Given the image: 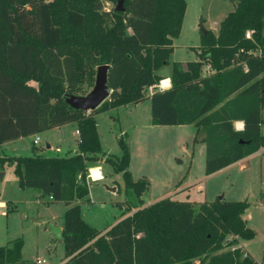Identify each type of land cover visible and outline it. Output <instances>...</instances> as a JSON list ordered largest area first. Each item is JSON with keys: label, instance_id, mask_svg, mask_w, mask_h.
<instances>
[{"label": "trees", "instance_id": "1", "mask_svg": "<svg viewBox=\"0 0 264 264\" xmlns=\"http://www.w3.org/2000/svg\"><path fill=\"white\" fill-rule=\"evenodd\" d=\"M117 1L0 0V144L67 123L77 132L68 155H43L32 145L30 155L0 157V167L12 166L20 188L64 205L62 264H256L236 247L237 238L255 234L243 218L247 200L163 197L141 206L148 182L131 178L121 136L119 155L104 162L120 172L133 210L104 232L81 218L87 163L104 155L99 112L147 97L151 124L195 127L194 140L205 144V175L264 147V0H230L234 8L217 32H200L196 58L172 62L170 86L149 96L144 90L162 78L156 70L168 62L186 1L121 0L115 11ZM104 2L113 6L105 10ZM100 64L107 65L108 97L91 111L69 107L65 97L85 94ZM20 247L19 239L0 246V264L17 262Z\"/></svg>", "mask_w": 264, "mask_h": 264}, {"label": "rangeland", "instance_id": "2", "mask_svg": "<svg viewBox=\"0 0 264 264\" xmlns=\"http://www.w3.org/2000/svg\"><path fill=\"white\" fill-rule=\"evenodd\" d=\"M111 6L110 2L103 3L105 10ZM233 8L234 3L230 0H186L180 33L172 40L175 45L173 53L156 74L169 76L173 59H193L196 53L191 46L199 45L201 26L216 33L217 24ZM147 99L144 97L135 106L121 105L96 115L95 129L104 155H99L97 162L87 163V168H99L102 179L88 181L89 200L79 204L82 219L104 232L121 215L133 210L124 202L120 172H115L104 162L107 155H119L117 138L121 136L128 149L127 169L131 178L148 182L147 190L141 195V206L163 197L196 202L217 197L226 201L246 199L248 207L244 217L255 234L249 239L237 238L236 247L247 251L257 264H264V150H260L262 156H252L245 169L240 170L236 165L230 171L204 181L205 144L194 140L195 127L192 124H151ZM262 129L264 131V125ZM73 131L67 124L7 141L0 144V157L30 155L32 145L44 148L45 144L51 146L47 155H68L76 148ZM34 136L38 137L37 144L31 142ZM0 172H4L0 175V246H9L15 239L21 241L20 258L12 264H34L36 259L41 264L65 262L63 242L49 230L50 226H61L64 205L47 202L48 197L39 196L36 189L20 188L11 165L4 164ZM199 184L202 190L198 191ZM128 200L134 204L132 198Z\"/></svg>", "mask_w": 264, "mask_h": 264}, {"label": "water", "instance_id": "3", "mask_svg": "<svg viewBox=\"0 0 264 264\" xmlns=\"http://www.w3.org/2000/svg\"><path fill=\"white\" fill-rule=\"evenodd\" d=\"M121 0H118L115 6V11H121ZM201 32L205 33L206 29L202 28ZM107 65L100 64L96 67V72L94 75V82L89 91H87L83 95H68L65 97V103L73 108L79 109L83 111H91L95 107H97L104 99L108 97L109 90L107 88ZM110 190H113L111 188ZM49 230L53 233L54 237L59 239L61 235L60 228L49 227Z\"/></svg>", "mask_w": 264, "mask_h": 264}, {"label": "crops", "instance_id": "4", "mask_svg": "<svg viewBox=\"0 0 264 264\" xmlns=\"http://www.w3.org/2000/svg\"><path fill=\"white\" fill-rule=\"evenodd\" d=\"M186 1V0H185ZM217 27H218V24H217ZM199 32H201V30L199 31ZM199 38H200V36H199ZM172 40H173V38H171V43H172V46H173V49H172V52L171 53H173V50H174V47H175V45L173 44V42H172ZM200 44V43H199ZM198 46L199 45H197V46H191V48L192 49H194L195 50V52H196V50H198L197 48H198ZM170 53V54H171ZM170 56V55H169ZM196 58V55H195V57L193 58V59H191V60H194ZM174 61H179V62H182V63H185V62H187V61H189V60H186V61H182V60H177V59H173V60H171L170 61V64L172 63V62H174ZM203 71H204V69H205V73H203V74H207V73H209L210 72V67H209V65L208 64H204V66H203ZM207 71V72H206ZM170 75V74H169ZM160 76V75H159ZM161 77V76H160ZM164 77H167V78H169V76H164ZM29 84L30 85H32V86H34V83L33 82H29ZM148 100V99H147ZM148 102H149V100H148ZM138 104V102L137 103H135V104H129V105H133V106H135V105H137ZM97 115V114H96ZM96 115H95V117H96ZM263 117H264V110H263ZM67 124H69V125H71L72 126V128L74 129V144L76 145V139H77V132H76V129H75V125L73 124V123H67ZM67 124H64V125H61V126H59V127H62V126H65V125H67ZM236 124L237 125H239V124H242L243 125V123L241 122V121H236L235 122V128H236ZM263 125H264V122H263V124L261 125V132H262V134L264 135V131H263ZM96 126H97V123H96ZM54 128H58V127H54ZM30 136H32V135H30ZM19 138H21V137H19ZM19 138H17V139H19ZM17 139H14V140H17ZM7 142V141H6ZM6 142H3V143H1V144H4V143H6ZM31 142H32V140H31ZM37 144V143H36ZM33 146H35V145H33ZM35 147H37V148H41L42 150L40 151V153L41 154H43V155H47L46 154V152L47 151H49L50 150V148H51V146L49 145V144H45V146H44V148L43 147H41V146H35ZM264 149V148H263ZM73 150V149H72ZM70 151V150H69ZM74 151H75V149H74ZM73 151V152H74ZM102 151V150H101ZM259 151L260 150H258L257 152H255V153H253V154H251V155H249V156H246V157H244V158H242V159H240V160H238V161H236V162H234V163H232V164H230V165H228V166H226V167H224V168H222V169H220V170H218V171H216V172H214V173H212V174H210V175H206L205 177H204V181H208L209 179H211V178H214V177H216L217 175H219V174H221V173H223V172H226V171H230L234 166H236V165H238L239 166V168H240V170H242V169H245L246 167H247V165H248V160L252 157V156H255V155H259V156H262V154H260L259 153ZM103 152V151H102ZM104 153V152H103ZM204 154H205V152H204ZM101 161V160H100ZM97 162V161H96ZM101 172V171H100ZM4 174V172H0V175H3ZM102 175V174H101ZM102 179V178H101ZM264 183V182H263ZM196 190H202V186L199 184L197 187H196ZM111 191V190H110ZM113 191V190H112ZM111 191V192H112ZM38 195L40 196V193H38ZM264 195V194H263ZM87 197H88V195H87ZM88 200H89V197H88ZM190 200V199H189ZM246 200V199H245ZM49 201V198H47V202ZM204 201H206V200H204ZM202 202V201H201ZM80 204V203H79ZM123 215H121V217H122ZM82 218V217H81ZM243 218L246 220V218L244 217V215H243ZM247 221V220H246ZM60 228V227H59ZM247 252V251H246ZM248 253V252H247ZM249 254V253H248ZM35 264V263H34ZM257 264V263H256Z\"/></svg>", "mask_w": 264, "mask_h": 264}, {"label": "built area", "instance_id": "5", "mask_svg": "<svg viewBox=\"0 0 264 264\" xmlns=\"http://www.w3.org/2000/svg\"><path fill=\"white\" fill-rule=\"evenodd\" d=\"M170 86V81L169 78L167 77H162L159 80H157L154 84H151L149 86H147L144 90V95L149 96L152 92L154 91H161L164 90L166 88H168ZM242 124L237 125L236 124V129L240 130L242 129ZM38 142V137L34 136L32 139V143L36 144ZM264 147L260 148L259 150H264ZM261 151H259L260 153ZM102 178L101 172L99 170V168L97 167H93V168H87L86 174H85V180L88 181H97L100 180ZM50 198V197H48ZM35 264H41V261H39L38 259L35 260Z\"/></svg>", "mask_w": 264, "mask_h": 264}]
</instances>
